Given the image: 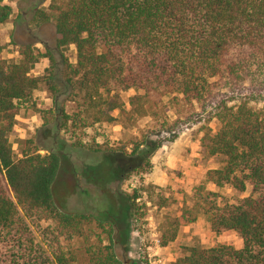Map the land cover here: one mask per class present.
Returning <instances> with one entry per match:
<instances>
[{
  "label": "trees",
  "instance_id": "trees-1",
  "mask_svg": "<svg viewBox=\"0 0 264 264\" xmlns=\"http://www.w3.org/2000/svg\"><path fill=\"white\" fill-rule=\"evenodd\" d=\"M12 12L0 0V37ZM43 15L56 24L59 49L75 46V63L62 54L65 79L99 107L96 121L160 122L183 106L207 114L200 143L225 160L205 180L233 196L201 185L194 207L170 221L162 246L202 211L214 232H237L243 247L194 246L178 264H264V114L249 105L264 101V0H51ZM20 54L11 61L0 53V264H127L116 254L112 223L58 207L59 153L28 148L15 157L18 115L40 111L37 90L57 78L51 67L47 76L33 74L32 46ZM139 197L135 188L132 215Z\"/></svg>",
  "mask_w": 264,
  "mask_h": 264
},
{
  "label": "rangeland",
  "instance_id": "rangeland-1",
  "mask_svg": "<svg viewBox=\"0 0 264 264\" xmlns=\"http://www.w3.org/2000/svg\"><path fill=\"white\" fill-rule=\"evenodd\" d=\"M6 2L13 12L2 25L0 53L18 61L20 50L30 45L38 54L33 74L47 76L52 70L57 77L37 90L40 111L21 110L10 141L16 158L28 148L60 154L61 166L53 185L58 207L91 213L112 223L116 254L127 264H178L194 246L228 243L243 247L237 232H214L202 211L194 223L179 227L175 240L166 246L160 243L162 234L171 228L170 221L184 207H194L201 185L233 196L231 188H218L205 180L207 171L221 167L225 160L222 154H209L200 143L207 114L195 106H183L177 113H165L160 122L150 117L137 118L127 126L96 121L99 107L65 79L62 54L75 63L76 49L73 45L57 47L56 24L43 15L51 0ZM48 51L54 61L46 55ZM133 93L123 92L126 102ZM249 105L264 114V101ZM101 108L107 112L106 105ZM111 113L119 116L118 111ZM210 126L216 129L215 122ZM135 188L140 193V209L132 215L129 197Z\"/></svg>",
  "mask_w": 264,
  "mask_h": 264
}]
</instances>
